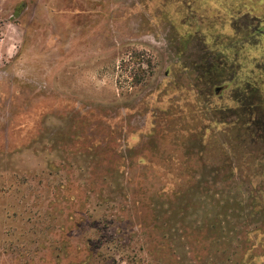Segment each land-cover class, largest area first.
Listing matches in <instances>:
<instances>
[{
  "label": "rangeland",
  "instance_id": "374dc122",
  "mask_svg": "<svg viewBox=\"0 0 264 264\" xmlns=\"http://www.w3.org/2000/svg\"><path fill=\"white\" fill-rule=\"evenodd\" d=\"M262 122L264 0H0V264H264Z\"/></svg>",
  "mask_w": 264,
  "mask_h": 264
},
{
  "label": "trees",
  "instance_id": "16d2710c",
  "mask_svg": "<svg viewBox=\"0 0 264 264\" xmlns=\"http://www.w3.org/2000/svg\"><path fill=\"white\" fill-rule=\"evenodd\" d=\"M258 126V125H257ZM260 128L262 129V130H260ZM258 129L260 130V132H263V134H261L260 132L259 133H257L256 134V137H257V139L259 140V142H260V144L262 145L260 148H264L263 146H264V122H262V124H260L259 125V127H258ZM172 131V132H175V130L176 129H171V126H170V128L166 125V126H164V127H161V132H163V134L166 136V135H168L169 134V131ZM177 136V135H176ZM252 141H254L255 142V140H254V138H252L251 139V143L253 144V145H250V147H249V149H252L253 147H254V142H252ZM259 159V158H258ZM264 166V165H263ZM254 237V236H253Z\"/></svg>",
  "mask_w": 264,
  "mask_h": 264
}]
</instances>
